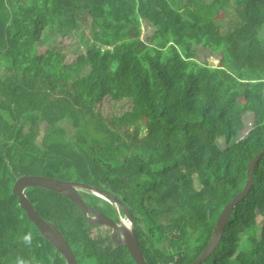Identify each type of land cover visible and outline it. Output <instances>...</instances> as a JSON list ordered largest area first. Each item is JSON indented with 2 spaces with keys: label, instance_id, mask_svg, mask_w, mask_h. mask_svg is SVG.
I'll return each mask as SVG.
<instances>
[{
  "label": "trees",
  "instance_id": "16d2710c",
  "mask_svg": "<svg viewBox=\"0 0 264 264\" xmlns=\"http://www.w3.org/2000/svg\"><path fill=\"white\" fill-rule=\"evenodd\" d=\"M230 2L235 47L220 66L198 63ZM78 22L88 25L92 55L65 65L54 33ZM143 23L155 28L156 45L141 39ZM263 30L264 0H185L180 8L169 0H0V264H65L12 194L15 180L31 175L109 192L132 216L147 264H192L264 147ZM84 66L71 86L69 74ZM107 99L127 102V111L103 118L96 107ZM246 115L253 126L241 138ZM191 165L195 173L181 171ZM24 193L61 232L76 264H135L108 234L92 236L105 227L87 225L60 194ZM78 194L117 222L108 203ZM243 241L250 252H238ZM232 263L264 264V154L248 196L202 264Z\"/></svg>",
  "mask_w": 264,
  "mask_h": 264
},
{
  "label": "water",
  "instance_id": "95a60500",
  "mask_svg": "<svg viewBox=\"0 0 264 264\" xmlns=\"http://www.w3.org/2000/svg\"><path fill=\"white\" fill-rule=\"evenodd\" d=\"M263 154L264 147L249 162L246 172L247 179L242 190L224 207L215 223L208 243L201 252V255L192 264H202L213 253L214 249L218 247L233 210L248 196L252 188L254 168ZM32 187L42 188L60 194L62 198L69 201L78 209L87 225L90 227L104 226L107 228L111 242L117 247L127 248L135 264H147L136 238L132 216L124 204L111 196L109 192L94 186L62 181L51 177L38 175L18 177L12 186V194L18 198V206L24 210L27 219L34 225L42 238L58 251L65 264H76V259L61 232L54 224L43 220L27 200L24 191ZM78 191L90 193L91 196L108 203L116 213L117 222L110 220L102 212L84 204L79 197ZM120 211H122L124 217L119 214Z\"/></svg>",
  "mask_w": 264,
  "mask_h": 264
},
{
  "label": "rangeland",
  "instance_id": "374dc122",
  "mask_svg": "<svg viewBox=\"0 0 264 264\" xmlns=\"http://www.w3.org/2000/svg\"><path fill=\"white\" fill-rule=\"evenodd\" d=\"M170 4L174 7H182L184 5L185 0H169ZM233 2H230L229 7L217 13L214 22L212 24V31L207 39V44L203 50H201L196 56V60L200 64H206L211 67H217L221 65L222 57L225 51H230L235 47V43L231 39L229 32L233 26L238 22L235 11L232 7ZM141 39L149 43L150 45H156L157 38L155 35V28L149 26L148 24L143 23L141 26ZM61 34L54 33L55 41H57L62 48L61 52L65 55L64 64H71L74 59L79 55H92L91 47L86 44H89L88 39V25L87 23L78 22L75 29L70 31H65V29L61 28ZM262 37L264 38V30L261 31ZM3 66L0 65V75L3 73ZM87 72V68L82 67L76 74H69L71 81L70 85L75 87L77 84V78L85 75ZM135 90L130 88L126 97H135ZM127 102H123L122 104L115 105L110 102L109 99L104 102L98 104L96 107V111L103 117L108 118L110 116H120L124 112L127 111ZM64 124V123H63ZM66 124V123H65ZM253 126V117L252 115H246L243 118V128L239 133V137H244ZM219 146L224 148L223 141L219 142ZM181 171H186L188 173H195L196 169L193 165L187 166L181 169ZM116 215V213H115ZM117 218V216H116ZM261 224L260 218H257V234H259V227ZM91 235L94 236L96 233L108 234L107 228H102L99 231L94 230L90 231ZM252 234L248 232L246 235ZM247 237V236H245ZM252 250V246L247 242H241L238 247V252H250ZM82 264H94L90 261ZM233 264V263H232Z\"/></svg>",
  "mask_w": 264,
  "mask_h": 264
},
{
  "label": "clouds",
  "instance_id": "9594fccd",
  "mask_svg": "<svg viewBox=\"0 0 264 264\" xmlns=\"http://www.w3.org/2000/svg\"><path fill=\"white\" fill-rule=\"evenodd\" d=\"M23 241H24L25 244L30 245V244L32 243L31 233L26 234V235L23 237ZM18 264H24V261L19 260V261H18Z\"/></svg>",
  "mask_w": 264,
  "mask_h": 264
},
{
  "label": "bare ground",
  "instance_id": "6f19581e",
  "mask_svg": "<svg viewBox=\"0 0 264 264\" xmlns=\"http://www.w3.org/2000/svg\"><path fill=\"white\" fill-rule=\"evenodd\" d=\"M128 226H129V224H128Z\"/></svg>",
  "mask_w": 264,
  "mask_h": 264
}]
</instances>
